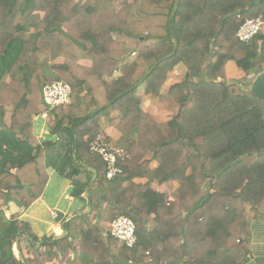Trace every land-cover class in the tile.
Listing matches in <instances>:
<instances>
[{
    "label": "trees",
    "instance_id": "16d2710c",
    "mask_svg": "<svg viewBox=\"0 0 264 264\" xmlns=\"http://www.w3.org/2000/svg\"><path fill=\"white\" fill-rule=\"evenodd\" d=\"M257 16L264 25V0H0V124L12 105L9 132L22 135L20 143H37L30 124L46 109L42 87H72L70 102L52 118L66 123L75 159L89 157L97 170L100 199H90L76 231L75 252L92 256L87 264H242L250 253V212L264 224V104L241 85L264 71V35L260 30L244 43L236 32ZM50 57L63 62L48 75L42 66ZM227 62L245 72L242 82L227 80ZM179 63L186 73L167 87ZM140 86L150 96L146 111ZM86 102L95 108L88 111ZM102 117H112L124 145L121 172L112 179L89 151ZM44 145L53 150L55 143ZM34 148L35 156L0 167V197L17 195L22 171L41 153ZM174 183L167 203L157 187ZM37 184L29 201L18 203L23 208L39 196ZM121 215L135 223L133 247L109 233ZM26 228L0 212V264H21L12 246ZM64 264L73 262L67 257Z\"/></svg>",
    "mask_w": 264,
    "mask_h": 264
},
{
    "label": "crops",
    "instance_id": "0c3cea01",
    "mask_svg": "<svg viewBox=\"0 0 264 264\" xmlns=\"http://www.w3.org/2000/svg\"><path fill=\"white\" fill-rule=\"evenodd\" d=\"M261 32L264 35V25ZM79 63L87 67L91 65L89 60H80ZM176 68L180 76L184 75L187 70L182 63H179L174 70ZM225 75L228 81L242 82L245 72L233 62H227ZM173 80L169 78L166 86L180 81L178 78L175 81ZM246 92L256 96L264 104V71L259 72L254 77ZM140 96H143V98L141 97L142 108L146 111L150 103V96L144 94ZM85 107L88 111L95 108L89 102H86ZM13 109L12 105L6 107V113L0 124V167L7 166L5 163H19L24 159L35 156L37 149L34 146L38 144L41 147V153L38 158L28 162L26 169L22 171L24 180L20 184H16L17 191L14 190L17 195H14V197L8 195V198L0 197L2 217L10 219V217L14 216V219L23 222L28 227L19 232L15 238L12 246L14 257L21 264H64L67 257L71 258L73 264L93 262L92 256L78 255L75 252L79 245L78 237L76 236L77 226L83 223V216L91 211L90 199H100L101 196L100 190L95 183L97 170L91 164L92 159L88 156L85 160L86 162L78 158L75 159L76 156L71 151L70 137L65 129L66 123L55 125L52 115L47 117L42 115L45 111L33 113L31 116V133L37 143L33 142L29 145L24 142L20 143L24 137L19 134L13 135L8 129ZM112 117H102L100 119V130L97 135L102 136L104 140L105 137L109 136L114 144L108 146L123 151L124 145L121 142V133L115 128ZM86 138L87 136L85 135L84 139ZM45 142L55 143L53 150L51 147L44 145ZM105 142L107 143L106 140ZM151 166L155 167L156 163L152 161ZM74 170L79 171L77 175L74 174ZM15 171V168L11 169L12 173H15ZM94 176L95 178L93 179ZM35 181H38L36 187L40 189V194L26 208H23L18 203L29 201L28 192L33 186L32 182L35 183ZM135 181L143 182L145 180L135 179ZM127 185L128 183L126 182L124 186ZM174 187H176V183L173 186L163 184L157 187L159 191L165 192L167 203L173 200ZM4 191L3 193H6ZM101 203L104 206L106 204L103 200ZM57 211L63 214V218L60 221H56ZM90 216L93 223H99L98 215L95 211ZM252 217L253 213L250 212L248 228L251 232V251L247 256L253 259L256 264H264V224L254 220ZM100 224H103V222ZM106 232V229H104L103 233ZM65 237H68L67 241L53 243V241H59ZM44 238L52 239L47 240L45 245L43 243ZM7 264L11 263L8 262Z\"/></svg>",
    "mask_w": 264,
    "mask_h": 264
},
{
    "label": "built area",
    "instance_id": "2783aa9c",
    "mask_svg": "<svg viewBox=\"0 0 264 264\" xmlns=\"http://www.w3.org/2000/svg\"><path fill=\"white\" fill-rule=\"evenodd\" d=\"M263 20L261 16L245 19L238 27L236 37L239 41L247 43L251 41L261 30ZM134 54V53H133ZM72 87L64 81H55L42 87V98L46 104L44 117L52 115V111L60 106L66 105L71 100ZM89 151L102 158L106 164V177L112 179L121 172L117 164L120 149L108 146L104 138L97 135L89 142ZM109 233L123 240L128 247H133L136 242L135 223L127 216H118L109 224Z\"/></svg>",
    "mask_w": 264,
    "mask_h": 264
},
{
    "label": "rangeland",
    "instance_id": "374dc122",
    "mask_svg": "<svg viewBox=\"0 0 264 264\" xmlns=\"http://www.w3.org/2000/svg\"><path fill=\"white\" fill-rule=\"evenodd\" d=\"M135 53L133 54H131V56H130V58L128 59V61H131V60H133L134 58H135ZM60 59V60H59ZM63 62V58H61V57H57V58H55V57H50V59L47 61V62H45L44 64H43V66H42V71H43V73H45V74H48V75H51V74H54V72H53V70L51 69V65L52 64H55V63H58V64H60V63H62ZM177 67V66H176ZM176 71V72H175ZM116 73V74H115ZM185 73H186V71H185ZM113 74L114 75H116L115 77H118L119 76V74H120V71L119 70H117V69H115L114 70V72H113ZM185 75V74H184ZM184 75H182V76H180V74H179V72H178V69L176 68L175 70H173V72L170 74V77L169 78H172V80L173 81H175L177 78L178 79H180V81L182 80V77H184ZM173 83H175V82H173ZM172 83V84H173ZM238 85H240V84H238ZM242 86V89L246 92L248 89H249V84H243V85H241ZM142 87V88H141ZM140 88H139V91H138V94L139 95H143V91H144V86H141ZM168 87V86H167ZM164 90V92H162ZM161 94L163 95V96H165L166 94H167V88H165V89H162L161 90ZM142 98H143V96H141ZM163 116H164V118L165 119H169V118H171L172 117V113H169V111H167V112H164L163 113Z\"/></svg>",
    "mask_w": 264,
    "mask_h": 264
},
{
    "label": "water",
    "instance_id": "95a60500",
    "mask_svg": "<svg viewBox=\"0 0 264 264\" xmlns=\"http://www.w3.org/2000/svg\"><path fill=\"white\" fill-rule=\"evenodd\" d=\"M92 171H94V170H92ZM94 178H95V176L93 177V179ZM62 218H63V214L60 211H57L56 221H60ZM16 241H17V239H16ZM242 264H256V262L253 259H251L249 256H247L243 260Z\"/></svg>",
    "mask_w": 264,
    "mask_h": 264
}]
</instances>
